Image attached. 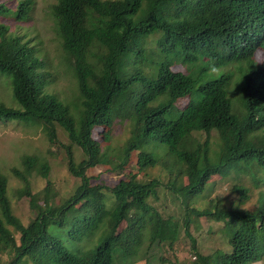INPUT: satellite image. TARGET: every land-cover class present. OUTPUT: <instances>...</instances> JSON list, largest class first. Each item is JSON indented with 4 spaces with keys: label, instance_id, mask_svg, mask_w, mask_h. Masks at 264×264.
Segmentation results:
<instances>
[{
    "label": "trees",
    "instance_id": "16d2710c",
    "mask_svg": "<svg viewBox=\"0 0 264 264\" xmlns=\"http://www.w3.org/2000/svg\"><path fill=\"white\" fill-rule=\"evenodd\" d=\"M32 3L18 0L15 10L0 3V14L23 20ZM52 14L79 95L66 101L47 91L38 49L3 24L0 75L11 81L13 103L0 101V121L42 125L48 152L65 149L77 185L61 195L48 158L26 155L24 171L11 169L24 182L20 198L29 199L26 223L0 168V264H117L139 258L146 240L143 250L173 247L181 228L195 264L262 260L264 193L246 207L252 193L242 179L249 173L264 182V61L255 60L264 51V0H57ZM117 131L128 136L112 149ZM130 164L135 170H126ZM97 166L117 180L93 182ZM216 175L233 182L237 198L212 196ZM162 186L163 207L170 201L177 213L165 216L150 202ZM201 218L222 222L213 230L225 234L229 250L198 252Z\"/></svg>",
    "mask_w": 264,
    "mask_h": 264
},
{
    "label": "rangeland",
    "instance_id": "374dc122",
    "mask_svg": "<svg viewBox=\"0 0 264 264\" xmlns=\"http://www.w3.org/2000/svg\"><path fill=\"white\" fill-rule=\"evenodd\" d=\"M57 0H33L32 7L28 16L25 19H16L11 12H4L0 14V25H6L9 27L8 32L11 35L22 36L25 42L36 46L38 49V56L43 62V67L40 70H45L50 75L48 76L49 84L47 85V91L57 93L62 99L71 101L76 99L79 95V89L76 84V79L65 64V60L62 57V48L60 43V37L55 30V20L52 14V5ZM0 3L6 4L13 10L16 9L18 0H0ZM257 63L264 61V51L258 50L255 55ZM174 70L186 71V67L181 64H176L173 67ZM12 85L10 79L5 75H0V101L6 103H13L12 97ZM189 102V97H185L179 100V106L185 107ZM101 130L97 129L94 132V137L102 140L99 136ZM59 138L66 144L70 143L68 133L63 129H59ZM215 135L216 132L213 131ZM99 136V137H98ZM128 133L125 131L114 132L112 140V149L114 146L120 147L123 141L127 138ZM105 144V142H104ZM165 149V147L162 145ZM49 142L44 132L43 126L38 123H25L17 121H0V168L7 174L9 178V195L12 199L16 213L28 223L30 220V203L29 199L25 196L20 198L18 190L24 185V182L13 175L11 169L17 167L19 170L24 171L25 167L23 159L26 155L38 154L40 157H46L51 163V171L49 178L60 189L61 195L63 193L71 192L77 185V178L69 173L68 165L61 154L65 151L61 149L55 154L48 152ZM80 148V149H79ZM117 148V147H116ZM81 147L75 145L76 155L78 159L83 157ZM64 155V154H62ZM136 154H133L132 158L135 159ZM135 168L130 164L128 169ZM34 173V172H33ZM90 174L100 175L93 179L95 183H114L118 176L115 172H109L104 167L97 166L94 169H90ZM122 175V174H120ZM37 176V175H35ZM142 174L140 175V177ZM218 179V185L213 190L212 196H220L225 198L231 196L237 198L240 193H230V188L233 182L225 181L221 176L216 175ZM41 176L33 177V182L37 186V189L41 186ZM246 186L249 187V194L252 196L245 204L246 207L252 209V205L258 199L259 185L255 180L251 179L249 173H245L242 179ZM250 185V186H249ZM35 190V188H34ZM158 195L150 198V202L160 208L165 216L178 212V206L172 202H168V205L164 208L168 196H165L167 188L164 186L158 188ZM69 192V193H70ZM234 194V195H231ZM237 194V195H235ZM179 204V203H178ZM182 204V203H180ZM197 205H203L198 202ZM186 208V207H185ZM185 208L183 210H185ZM185 211L181 214L184 216ZM127 223L124 221L120 226L122 230ZM222 225L221 221H215L212 219L201 218V225L199 231L195 232L197 238V250L203 254H212L218 249L229 250L230 245L227 243V238L223 232L214 231L215 228ZM196 229H194L195 231ZM194 234V232H193ZM147 241V240H146ZM140 248L139 258L133 262L132 259L123 261V258L118 257L117 264H195L198 259L197 254L194 252L196 249L191 247V241L185 230L181 228L180 237L176 241L173 247L169 244H162L153 249L143 247ZM33 264V263H28ZM252 264H264V257L260 261H255Z\"/></svg>",
    "mask_w": 264,
    "mask_h": 264
},
{
    "label": "clouds",
    "instance_id": "9594fccd",
    "mask_svg": "<svg viewBox=\"0 0 264 264\" xmlns=\"http://www.w3.org/2000/svg\"><path fill=\"white\" fill-rule=\"evenodd\" d=\"M248 171V170H247ZM262 172L264 171V169L263 170H261ZM255 180V179H254ZM256 181V180H255ZM257 183V182H256ZM262 183H264L263 181H260L259 183H257L258 185H259V187H261V189H259V196H258V199L261 197V193H260V191H263V193H264V185L262 184ZM257 199V200H258ZM262 200L264 201V195H262ZM259 261V260H258Z\"/></svg>",
    "mask_w": 264,
    "mask_h": 264
}]
</instances>
